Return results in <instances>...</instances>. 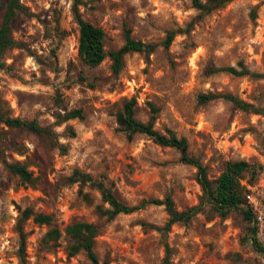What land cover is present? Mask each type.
Returning <instances> with one entry per match:
<instances>
[{
	"label": "rangeland",
	"instance_id": "1",
	"mask_svg": "<svg viewBox=\"0 0 264 264\" xmlns=\"http://www.w3.org/2000/svg\"><path fill=\"white\" fill-rule=\"evenodd\" d=\"M77 1L83 20L104 30L106 53L123 45L125 30L157 47L149 55L126 54L118 74L108 57L90 67L78 56L75 0H20L27 12L12 23V37L20 45L0 57V109L50 127L56 137L49 142L28 130H2L0 264H21L16 225L25 209L51 215L62 231L76 222L94 224L93 250L101 263L264 264V252L253 247L238 209L219 217L204 207L188 222L173 224L165 237L166 253L154 229L168 220L164 206L148 204L107 220L96 210L107 207L97 189L68 181L75 170L89 174L128 206L166 197L178 211L200 205L196 169L182 163L176 149L138 133L128 139L120 130L116 114L134 98L135 118L146 123L151 103L157 109L153 128L185 138L188 153L206 167L210 179L228 161L260 166L256 177L245 174L242 184L255 218L264 215V114L242 111L222 98L199 101L203 94H231L264 111V0H233L209 14L200 13L190 0ZM5 2L0 0V22ZM170 31L175 36L165 48L162 42ZM239 63L262 78L207 72L211 67L240 69ZM73 109H80L83 118L55 125L54 113ZM67 126L74 129V138L68 137ZM59 145L66 147L64 153ZM6 163L25 166L33 182H22ZM52 228L32 218L23 223L24 264H89L83 251L69 255L64 233L56 242L47 241ZM256 228L264 248V229Z\"/></svg>",
	"mask_w": 264,
	"mask_h": 264
},
{
	"label": "trees",
	"instance_id": "2",
	"mask_svg": "<svg viewBox=\"0 0 264 264\" xmlns=\"http://www.w3.org/2000/svg\"><path fill=\"white\" fill-rule=\"evenodd\" d=\"M191 4L200 13L209 14L216 9L222 8L226 4L233 0H190ZM78 1L75 0L73 4V15L79 27L78 37V56L88 66H98L106 57H108L112 63V70L115 74H118L123 66V58L126 54L131 52L143 53L149 55L154 52L157 45L151 43H143L135 40L131 36L130 30H125L124 43L117 49L106 53L104 50L105 32L102 28L95 26L81 17L78 9ZM27 10L20 0H6L4 11L0 22V57L9 49L19 46L20 44L12 37V23L14 19L20 14H26ZM256 8H253L250 13L252 20L256 19ZM175 36L174 31L168 32L167 36L162 42L165 48H168ZM238 68L234 66L216 68L211 67L208 69V74H214L217 72H226L230 75L252 76L256 78H262L260 73L251 72L242 63L238 64ZM216 98H222L234 107L242 111H251L255 113H262L264 111L260 109H254L251 104L245 103L231 94H206L200 95L199 101L201 103L214 100ZM136 100L134 98L124 102L121 111L116 114V123L120 130L125 132L128 139L135 133L145 135L152 139V141L162 147H170L176 149L180 153V161L184 164L193 166L196 169V181L202 191V200L199 206L191 208L185 211H178L175 209L173 201L170 197H166L164 200L151 199L149 201H143L137 206H128L120 202L113 194L112 189L107 187L103 181L94 180L89 174L81 173L75 170L68 178V181L72 184H79L80 187L89 185L97 189L100 193L101 202L107 207L98 205L96 210L101 217H105L107 220H112L120 214H130L139 209L144 208L148 204L157 206H164L168 216L167 222L163 227H154V229L160 233L164 239L163 245L166 253L169 252L168 244L165 241L167 233L175 223L188 222L193 214L198 210H202L204 207H208L219 217H225L230 211L238 209L241 211L243 219L247 224V235L253 247L259 252H264V248L260 245L256 239V219L252 208L248 205V189L246 185L242 184L245 174H251V178H255L260 166L250 164L244 160L228 161L225 164V168L222 173L215 179H210L207 174L206 167L195 157L188 153V143L185 138H178L173 132L167 130L165 134H162L153 128L154 115L157 113V109L151 103H148L151 116L146 123H142L135 118ZM55 119V125L64 124L70 120L82 119V111L80 109H73L63 113L56 112L53 115ZM7 129H22L37 133L44 137L49 142H54L56 137L55 133L50 127H42L36 121H27L18 117H12L9 111L0 109V141L2 139V130ZM66 133L68 137L74 138L76 133L72 127H66ZM59 150L64 153L66 147L59 145ZM7 170L20 178L24 183L31 184L33 182L31 173L25 168V166L19 163H6ZM252 181H248L250 184ZM82 191L80 190V193ZM85 200H89L87 193L83 194ZM32 218L33 222L39 225L53 226L46 235L47 241L56 242L61 237L62 233L66 235L69 241L68 252L70 256H74L83 251L89 261V264H106L101 263L94 250V239L98 234V229L94 224L85 222H76L68 225L63 231L53 225V219L48 214H35L30 209H25L20 213V219L17 222L16 228L19 235L20 245L18 248V257L21 264L25 262V233L23 230V223ZM167 261V257L165 258Z\"/></svg>",
	"mask_w": 264,
	"mask_h": 264
},
{
	"label": "built area",
	"instance_id": "3",
	"mask_svg": "<svg viewBox=\"0 0 264 264\" xmlns=\"http://www.w3.org/2000/svg\"><path fill=\"white\" fill-rule=\"evenodd\" d=\"M256 225L260 227V231L264 229V215H256Z\"/></svg>",
	"mask_w": 264,
	"mask_h": 264
}]
</instances>
